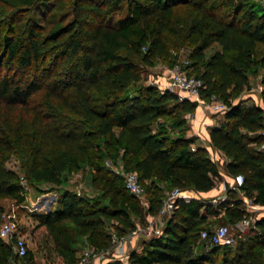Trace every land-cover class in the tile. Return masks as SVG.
<instances>
[{
	"label": "trees",
	"instance_id": "obj_1",
	"mask_svg": "<svg viewBox=\"0 0 264 264\" xmlns=\"http://www.w3.org/2000/svg\"><path fill=\"white\" fill-rule=\"evenodd\" d=\"M0 198L28 211L19 174L5 167L14 154L31 184L60 186L71 168L88 166L89 196L63 188L57 207L34 214L58 244L66 264H76L81 236L96 251L112 246L107 223L119 237L156 215L174 187L201 196L215 179L238 173L239 190L227 199L179 200L163 234L143 238L129 264H263L264 216L235 245L206 248L202 228L233 225L244 215L240 192L264 204V1L260 0H0ZM190 45L188 73L200 77L202 97L228 105L210 126L209 141L226 161H214L196 136H187L195 100L178 101L168 89L145 82L148 68L174 64V45ZM212 44L218 49L206 56ZM146 73V74H145ZM261 73L263 105L240 96L249 76ZM136 171L148 205L124 186L108 164ZM223 168V170L221 169ZM213 218V219H212ZM71 225V229L64 225ZM11 246L0 239V264ZM30 250L25 261L30 260ZM105 264H119V261Z\"/></svg>",
	"mask_w": 264,
	"mask_h": 264
},
{
	"label": "built area",
	"instance_id": "obj_2",
	"mask_svg": "<svg viewBox=\"0 0 264 264\" xmlns=\"http://www.w3.org/2000/svg\"><path fill=\"white\" fill-rule=\"evenodd\" d=\"M185 65L183 66L176 63L172 67L167 68L169 77L166 84H161L157 78L152 76H149L148 83L154 84L161 89H168L175 93L178 101H183L184 99L195 100L198 104L202 106L204 105V107H207L215 113L226 112L229 108L228 105L217 98L216 95H211L206 101L202 99V90L205 88V84L200 77L188 73ZM192 114L193 113H189L186 115L188 120H192ZM259 134L263 139L259 143L258 148L264 150V128L259 131ZM221 156L216 157L211 153L212 159L214 161H219L220 163L225 161V158L223 157L224 155ZM107 164L117 174L123 177L125 188L131 194L136 196L143 204L142 196L145 194V188L139 180L138 173L133 170L126 171L120 161L115 164L111 160H108ZM224 176L225 177H222L223 192L210 198L211 202L214 204L227 199L226 185L231 190H239L240 186L244 183V177L240 173L234 176ZM240 194L242 195L244 203L245 215L233 225L214 224L210 229L202 228L200 230L199 239L204 242L206 248L218 244L231 245L235 243V238L232 232H235L237 235H242L250 228H255V222L257 219L264 216V204L253 203L243 194V192H240ZM197 195L198 193L192 188L174 187L163 198L162 204L152 221L137 225L133 231H130L119 238L113 235L112 246L101 252L96 251L93 246L84 247L78 254L76 264H105L117 260L123 262V264H128L127 259L129 250L132 249L130 240L139 235H142L145 238H151L163 234L165 223L177 208V202L179 200L188 202L193 198H199ZM0 219V239L4 240L11 246L13 253L8 264H27L24 258L27 255L29 248L25 235L21 231L19 222L16 218L7 215L5 212L1 214ZM100 257L101 262H96L95 260L98 258L100 259Z\"/></svg>",
	"mask_w": 264,
	"mask_h": 264
},
{
	"label": "rangeland",
	"instance_id": "obj_3",
	"mask_svg": "<svg viewBox=\"0 0 264 264\" xmlns=\"http://www.w3.org/2000/svg\"><path fill=\"white\" fill-rule=\"evenodd\" d=\"M264 1V0H260ZM8 8L5 6H0V20L5 17L7 14ZM218 49L217 44H212L205 50L206 56H209L213 51ZM191 51L190 45H174L171 50L172 56H174V63H179L181 65L189 64V54ZM170 68L167 63L163 60H158L155 62L153 67L148 68L147 77L145 82H149V75L152 74V77L157 78L162 76L165 69ZM146 74V73H145ZM261 73L249 76V84L241 92L240 96L233 98V102H237L240 98H252L255 103L262 104L260 98V91L262 90L261 84ZM206 101V97H202ZM263 105V104H262ZM206 110L208 109L205 107ZM208 113L211 117L214 118L216 123H220L222 120V113H215L208 109ZM198 138V137H197ZM5 167L11 170H14L17 174L20 175L24 191L26 194V201H28V211L21 209L20 205L17 204L12 198H0V216L3 212L7 215L12 216L17 219L20 224L21 231L24 233L25 238L28 243V248L30 250V260L27 264H66L65 258L57 251V243L54 239V236L48 232L45 226H40L38 221L34 218V214L38 213H47L50 210H53L57 207V198L59 192L63 188H68L74 192L80 194H88L89 196H94L97 194L98 189L91 184L90 180V169L88 166H81L79 168L69 169L65 176V180L60 186L51 187L50 184L36 183L31 184L26 178H24V170L21 167L20 160L16 155L11 154L6 162ZM222 168V167H221ZM223 169V168H222ZM214 195L205 196V198H210L216 196L223 192V178L218 177L215 179V186L213 187ZM199 198H204L199 193L197 195ZM148 194L145 193L142 196L143 206L147 208L148 205ZM156 215L146 214V219L143 224L152 221ZM213 219V218H212ZM1 220V219H0ZM116 222L111 220L107 223V229L110 233V238L112 242V236L115 235L119 238L116 231L114 230ZM213 224H218L214 222ZM64 227L71 229V225H64ZM233 233V232H232ZM145 238L142 235H139L133 239H137L136 247L137 250L141 249V241ZM132 239V240H133ZM4 241V240H3ZM5 242V241H4ZM235 243L231 244V247H234ZM86 246L92 247L91 243L86 239V235H83L77 242V252H79ZM135 244L133 242L132 248ZM139 247V248H138ZM131 250V249H130ZM129 250V251H130ZM128 262V259H127ZM119 264L123 262L119 261ZM129 264V263H128Z\"/></svg>",
	"mask_w": 264,
	"mask_h": 264
},
{
	"label": "crops",
	"instance_id": "obj_4",
	"mask_svg": "<svg viewBox=\"0 0 264 264\" xmlns=\"http://www.w3.org/2000/svg\"><path fill=\"white\" fill-rule=\"evenodd\" d=\"M162 73H163V75L162 76H158L157 79L161 82V84H166V81L168 80V77H169L167 69L162 71ZM149 76H152V74H150ZM192 116H193L192 120H188L189 121V129L186 132V135L187 136H196V137H198L197 138L198 143H200L201 145L205 146L209 150L210 154L212 153L216 157L221 156L223 153L221 151L213 148L212 145L210 144V141H209V132H208L209 129L208 128L210 126L216 124V122H215L214 118L209 115L208 109L206 110L204 105L202 106V105L198 104V106L196 107V109L193 112ZM226 160L227 159L225 158V161ZM224 175H226V174L222 171L221 172V176L225 177ZM214 190L215 189L212 188L210 191H208L207 193L204 194V197L205 196L207 197V196L214 195L213 194ZM130 241H131L132 245H133V242H134V244H135L134 248H137L136 247L137 239H133V240H130ZM95 261L100 263L101 262V257H100V259L98 258Z\"/></svg>",
	"mask_w": 264,
	"mask_h": 264
}]
</instances>
